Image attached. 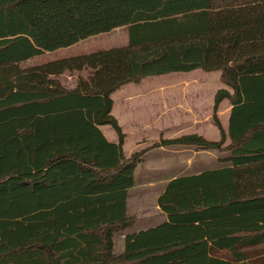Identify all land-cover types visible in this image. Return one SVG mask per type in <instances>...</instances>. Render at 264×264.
I'll return each mask as SVG.
<instances>
[{
    "label": "trees",
    "instance_id": "trees-1",
    "mask_svg": "<svg viewBox=\"0 0 264 264\" xmlns=\"http://www.w3.org/2000/svg\"><path fill=\"white\" fill-rule=\"evenodd\" d=\"M262 5L0 0V264H256L246 249L264 245V13L243 10ZM118 28L124 47L20 67ZM195 70L219 72L231 91L213 100L219 140L184 135L126 159L111 95ZM65 73L79 74L72 89L59 80ZM224 100L226 130L217 116ZM168 146L228 152L221 163L230 167L170 181L157 199L168 222L126 235L115 255L114 236L136 224L126 207L134 171L147 151Z\"/></svg>",
    "mask_w": 264,
    "mask_h": 264
},
{
    "label": "crops",
    "instance_id": "crops-1",
    "mask_svg": "<svg viewBox=\"0 0 264 264\" xmlns=\"http://www.w3.org/2000/svg\"><path fill=\"white\" fill-rule=\"evenodd\" d=\"M200 71L147 78L139 84L125 85L111 95L113 102L111 115L118 121L125 135L122 152L126 159L136 152L147 149L149 147L145 145L147 143L154 145L184 135L196 134L209 141L219 140L216 128L217 134L214 131L213 137L207 135L212 124L210 111L218 90L231 91L221 83L219 72L202 71L203 74ZM182 88L184 90H181ZM117 103L120 104L119 113L116 111ZM230 112L231 105L226 100L222 101L217 116L224 130L228 127ZM107 128L108 126L99 127L105 139L116 144L118 141L116 134L110 133ZM128 141L133 142V146L126 151ZM228 144L229 140L226 141V145ZM178 148L182 152H187L189 156H184L182 152L176 154ZM210 152L196 151L192 147L168 146L151 149L143 155L142 162L134 171V183L128 189L126 201L127 215L134 217L136 224L131 230L120 234L122 241L117 252L114 245L115 255L123 252V240L126 235L156 228L168 222L167 216L157 205V199L170 181L230 167L221 163V160L229 158L228 152H216L218 156L215 157L217 164L215 168L209 169L205 159L196 160V156L204 157ZM138 173L147 174L148 177L139 180ZM152 175L154 178L150 177ZM252 250L249 248L246 252ZM214 254H225L228 256L227 259L232 260L227 251H218Z\"/></svg>",
    "mask_w": 264,
    "mask_h": 264
},
{
    "label": "rangeland",
    "instance_id": "rangeland-1",
    "mask_svg": "<svg viewBox=\"0 0 264 264\" xmlns=\"http://www.w3.org/2000/svg\"><path fill=\"white\" fill-rule=\"evenodd\" d=\"M244 14H254V13H264V5L262 6H255V7H251V9H245L243 10ZM220 13V12H218ZM236 15H241L240 12H229L226 16L230 17L233 16L235 17ZM214 18L215 19H222L224 18L223 15L220 14H214ZM127 45V30L126 28L123 29H118L115 30L113 32L107 33V34H102L100 36H95V37H91L86 39L85 41H82L81 43H79L76 46H73L69 49H59L56 50L54 52H50V53H44L43 55L34 57L26 62H23L20 64V67L22 69H27V68H31V67H35V66H39V65H43L46 64L48 62L51 61H55V60H59V59H63V58H68V57H75V56H79V55H85V54H90L93 52H97V51H102V50H107V49H111V48H120V47H124ZM202 72V71H200ZM203 73V72H202ZM205 73V72H204ZM203 73V74H204ZM81 76L85 77L86 73H81ZM79 76V74L76 73H72V74H68L65 73L64 75H62L60 77V82L63 84L64 87H66L67 89H72L75 85V81L77 79V77ZM181 90H184V88H182ZM116 111L119 113L120 110V104H116ZM210 115H212V111H210ZM210 133H208V137H213V132L216 131L215 127L213 126V124H210ZM224 127V126H223ZM109 130L110 133L115 134L114 131L108 127L107 128ZM217 134V131H216ZM208 139H212V138H208ZM131 140V139H130ZM150 148V146H152V143H147L145 144ZM133 146V142L128 141L127 146H126V151H128L131 147ZM178 150V152L176 154H180L182 151L178 148L176 149ZM184 156H189V154L187 152H182ZM202 155H198L196 156V160L200 161H204L205 159V163L208 164L207 167L210 168H215L217 166L216 164V160L215 157L218 156V154L215 152H210L208 155L204 156V157H200ZM207 169V168H205ZM148 175L144 174V173H138V177L139 180L143 179V178H147ZM152 178H154V176H150ZM167 177V176H165ZM170 177V176H168ZM121 234V233H120ZM117 234L114 237V245H115V251L117 252L120 248V242L122 241L121 235ZM249 254L254 258V261L256 262V264H264V245L253 249L251 252H249ZM217 255V254H215ZM219 257H225L227 258V255H217Z\"/></svg>",
    "mask_w": 264,
    "mask_h": 264
}]
</instances>
